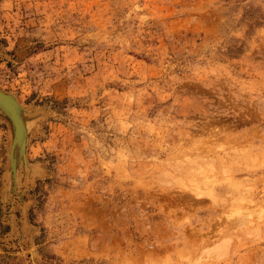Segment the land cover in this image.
I'll use <instances>...</instances> for the list:
<instances>
[{
  "label": "rangeland",
  "instance_id": "rangeland-1",
  "mask_svg": "<svg viewBox=\"0 0 264 264\" xmlns=\"http://www.w3.org/2000/svg\"><path fill=\"white\" fill-rule=\"evenodd\" d=\"M0 91V264H264V0H0Z\"/></svg>",
  "mask_w": 264,
  "mask_h": 264
},
{
  "label": "water",
  "instance_id": "water-1",
  "mask_svg": "<svg viewBox=\"0 0 264 264\" xmlns=\"http://www.w3.org/2000/svg\"><path fill=\"white\" fill-rule=\"evenodd\" d=\"M0 111L3 112L11 121L14 128V138L11 149L14 150L16 146L19 153L23 152V140L25 134V125L21 115V108L13 96L0 91ZM23 157V155H21ZM16 160L10 155V167L15 173Z\"/></svg>",
  "mask_w": 264,
  "mask_h": 264
},
{
  "label": "bare ground",
  "instance_id": "bare-ground-1",
  "mask_svg": "<svg viewBox=\"0 0 264 264\" xmlns=\"http://www.w3.org/2000/svg\"><path fill=\"white\" fill-rule=\"evenodd\" d=\"M23 124H25L24 123V121H23ZM25 130H26V128H25ZM26 132V131H25ZM25 139V138H24ZM23 142H25V141H23ZM23 146H24V143H23ZM16 149H17V146H16ZM14 151V150H13ZM23 153H21V155H22ZM21 155H19V157L21 156ZM222 247H224V246H220V248L218 249L219 251H218V254L220 255L221 253H222ZM218 248V247H217Z\"/></svg>",
  "mask_w": 264,
  "mask_h": 264
}]
</instances>
